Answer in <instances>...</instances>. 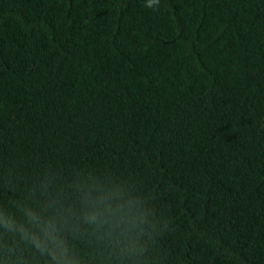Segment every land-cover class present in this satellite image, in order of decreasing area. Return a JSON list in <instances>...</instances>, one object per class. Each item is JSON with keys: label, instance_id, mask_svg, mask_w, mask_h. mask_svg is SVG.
<instances>
[{"label": "trees", "instance_id": "trees-1", "mask_svg": "<svg viewBox=\"0 0 264 264\" xmlns=\"http://www.w3.org/2000/svg\"><path fill=\"white\" fill-rule=\"evenodd\" d=\"M86 173L147 264H264V0H0V201Z\"/></svg>", "mask_w": 264, "mask_h": 264}, {"label": "clouds", "instance_id": "clouds-1", "mask_svg": "<svg viewBox=\"0 0 264 264\" xmlns=\"http://www.w3.org/2000/svg\"><path fill=\"white\" fill-rule=\"evenodd\" d=\"M12 187V185H9ZM154 223L144 201L110 175H45L22 198L0 201V264H147Z\"/></svg>", "mask_w": 264, "mask_h": 264}]
</instances>
